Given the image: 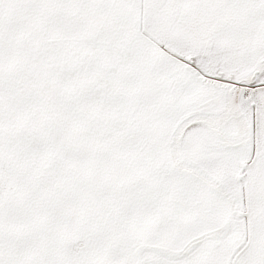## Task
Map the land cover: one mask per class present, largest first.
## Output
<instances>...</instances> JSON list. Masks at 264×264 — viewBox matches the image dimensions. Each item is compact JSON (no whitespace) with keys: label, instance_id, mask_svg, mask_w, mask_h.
<instances>
[{"label":"rangeland","instance_id":"1","mask_svg":"<svg viewBox=\"0 0 264 264\" xmlns=\"http://www.w3.org/2000/svg\"><path fill=\"white\" fill-rule=\"evenodd\" d=\"M196 116L191 146L228 135L208 170L235 224L190 241L213 211L176 228L137 199L111 248L122 145L181 144ZM139 239L138 264H264V0H0V264H123Z\"/></svg>","mask_w":264,"mask_h":264},{"label":"crops","instance_id":"2","mask_svg":"<svg viewBox=\"0 0 264 264\" xmlns=\"http://www.w3.org/2000/svg\"><path fill=\"white\" fill-rule=\"evenodd\" d=\"M151 131L153 132V130ZM156 132L154 135L157 134ZM152 134L153 133L150 131L143 132V135L146 136ZM182 136L180 138L184 143H178L175 146H165L161 143L122 145L124 148L123 155H118L116 158L123 157V174L121 175L119 172L118 176H111V195L116 199L115 205L113 209H111V215L115 214L118 210L121 198L123 200V209L122 218L119 219L118 222L114 221L113 231H118L119 235L115 237L112 234L111 248L115 246V243L120 242L121 240L126 247V243L129 239V231L132 226L129 224L130 217L132 216V211L130 210L129 205L132 200L137 199H141V204L145 198L151 203L153 202L156 205L157 214L163 216L167 222L171 223L176 228L181 226L188 228V226H191L199 218L200 219L195 223L206 222L208 221V217L211 216V211H213V214L216 216V222L212 226H208L203 230L208 231L192 238L190 241L198 240L199 237H203L208 233L209 234L205 235V237L212 236V233L218 234L222 229L218 227H221L222 225L227 226V223L233 227L232 222H234L235 215L233 211L235 205L231 206L223 196L224 199L219 195V193L184 171L185 166H190L197 169L203 175L205 174L213 179L215 182L219 184L223 183L220 176H216L208 170V165L211 160L220 157L221 153H216H219V151L226 152V148H228L226 147L227 145L224 143L222 144L224 149H221V147L218 146H210V149L201 150L196 146H191L189 141L186 143L187 134H185V132ZM113 146H115L114 148L116 149V147H119L120 145L113 144ZM158 159L161 163L155 164ZM241 162L243 163V161ZM117 164H114L116 170L119 169ZM114 165L111 166V173L114 171ZM241 174L240 169L235 172V176L238 177L237 181L242 177ZM133 188L140 190V194L132 193ZM211 192H214V195H217L220 199L215 197ZM228 192L230 193L231 191ZM236 193L235 195L232 192L230 193L234 199L236 198ZM206 194L211 198V201L207 206L190 210V208L196 203H199L201 197ZM229 233H231L230 230L228 231V234ZM205 237H203V239L208 240ZM133 247V260H131V251L124 250L123 264L142 263L143 257L147 256L146 253L149 252L148 246L143 245L142 240L140 239L133 245ZM134 258H137L136 262L134 261Z\"/></svg>","mask_w":264,"mask_h":264},{"label":"trees","instance_id":"3","mask_svg":"<svg viewBox=\"0 0 264 264\" xmlns=\"http://www.w3.org/2000/svg\"><path fill=\"white\" fill-rule=\"evenodd\" d=\"M195 118H198V116L196 117H191L188 118L186 120H183L178 128L177 131L175 132L177 137L180 138L182 136V134L184 133V131L193 123L195 122ZM219 134L221 133V131L219 129H215ZM176 158V157H175ZM177 159V158H176ZM178 163V162H176ZM179 166V164H178ZM184 171H186L188 174H190L191 176L195 177L197 180H199L200 182L204 183L205 185H207L209 188L217 191L221 196H223L229 203L232 204V206L235 205L234 203V199L231 196V194L226 190V188L224 186H222L221 184L215 182L213 179L209 178L208 176H206L205 174L203 175L201 172H199L197 169L190 167V166H185L184 167Z\"/></svg>","mask_w":264,"mask_h":264},{"label":"flooded vegetation","instance_id":"4","mask_svg":"<svg viewBox=\"0 0 264 264\" xmlns=\"http://www.w3.org/2000/svg\"><path fill=\"white\" fill-rule=\"evenodd\" d=\"M239 115H242V114H239ZM244 123H242V125H243ZM221 130V129H220ZM221 137H222V139L223 140H225L226 141V144L227 145H229L230 143H228V135L227 136H225L224 134H223V132L221 131V133L219 134ZM236 135V134H235ZM239 143V142H238ZM242 143V142H241ZM243 144V143H242ZM231 206H232V204L231 203H229Z\"/></svg>","mask_w":264,"mask_h":264},{"label":"water","instance_id":"5","mask_svg":"<svg viewBox=\"0 0 264 264\" xmlns=\"http://www.w3.org/2000/svg\"><path fill=\"white\" fill-rule=\"evenodd\" d=\"M192 64V61L191 60H188V66L187 68L190 69L191 71H194V68L191 66ZM245 166V162H243V167ZM241 179V177L239 178ZM241 215V214H240ZM243 215V214H242Z\"/></svg>","mask_w":264,"mask_h":264}]
</instances>
